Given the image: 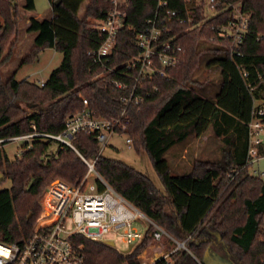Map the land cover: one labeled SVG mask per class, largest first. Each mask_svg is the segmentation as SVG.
<instances>
[{
  "label": "trees",
  "instance_id": "1",
  "mask_svg": "<svg viewBox=\"0 0 264 264\" xmlns=\"http://www.w3.org/2000/svg\"><path fill=\"white\" fill-rule=\"evenodd\" d=\"M49 1L51 18H31L27 23L26 32L35 36L21 65L34 61L44 49L59 52L62 60L43 86L17 81L14 75L6 80L0 76V139L32 132L59 134L67 116L83 109V99L104 119H116L122 112V94L107 83L106 77L99 78L104 70L88 56L100 44L88 19L96 17L98 9H106L107 2L87 0L84 16L79 18L85 0ZM228 1L240 2L249 17L243 56H231L230 42L210 29L220 22L217 18L201 30L185 32L184 27H178L181 63L169 71L168 78L151 82L150 86L158 89L151 97L126 110L124 134L132 139L135 152L147 153L163 191L123 162L99 156L94 164L95 171L117 194L173 239L183 242L188 238L185 246L190 253L177 250L168 264H204L208 255L220 260L215 264H264L260 234L264 179L243 169L252 103L264 98V86L256 81V73L264 69V0ZM154 7L153 0H130L128 24L117 36L110 66L135 52V29ZM169 7L180 9L182 2L171 0ZM24 9L32 11L33 0H25ZM0 17L1 67L12 56L18 34L14 0H0ZM209 53L216 57L209 65L219 67L217 78L213 83H198L194 74L202 57ZM243 70L248 72L246 78L241 76ZM208 128L222 143L220 159L197 160L189 172L172 175L166 155ZM71 143L85 159L96 157L98 146L92 136L78 133ZM4 144L0 143V174L11 186L0 190V242L18 244L31 232L45 187L55 179L77 185L87 167L74 150L50 139L35 138L24 144L13 160L2 150ZM232 170L239 172L230 180ZM75 243L82 246L85 264H118L123 258L113 248L81 236Z\"/></svg>",
  "mask_w": 264,
  "mask_h": 264
},
{
  "label": "built area",
  "instance_id": "2",
  "mask_svg": "<svg viewBox=\"0 0 264 264\" xmlns=\"http://www.w3.org/2000/svg\"><path fill=\"white\" fill-rule=\"evenodd\" d=\"M105 1L108 7L98 9L97 16L88 19L100 40L98 47L88 52V56L104 70L99 78L106 77L107 83L122 94V112L116 119H104L90 108L87 99H83V109L67 116L59 134L32 132L0 139V143L25 141L28 145L31 143L28 141L35 138L50 139L77 153L71 139L75 134L83 133L92 136L98 146L94 159H85L77 153L87 167L79 184L71 185L55 179L45 187L38 201L40 212L29 236L18 244L0 242V264H85L82 246L75 243L76 237L81 236L114 249L112 241H103V237L110 233L120 235L127 245V250L120 253L123 258L118 264H168L170 256L177 250L190 253L185 246L188 238L183 242L175 241L161 226L117 194L95 171L94 164L102 156L109 138L114 134H124L126 110L141 105L151 97L158 90L150 86L151 82L168 78L169 71L181 63L178 27H184L185 32L201 30L209 21L217 18L220 22L210 29L230 42L231 56L242 57L241 47L248 33L249 17L242 11L240 2L181 0L182 7L172 9L169 7L171 0H153V12L141 18L135 29V52L120 64L110 66L117 36L128 24L130 0ZM241 76L246 78L248 72L243 70ZM256 81L264 86V69L256 73ZM247 136L243 169L250 176L264 179V170L259 171L254 167L264 161V98L253 100ZM125 142L129 148H133L130 137L126 136ZM238 172L232 170L230 180ZM90 177H93L92 182L88 181ZM135 221L148 223L143 235L133 229L132 223ZM260 234L264 241V218ZM165 237L176 242L177 247L166 254L147 257L144 243L148 240L159 243Z\"/></svg>",
  "mask_w": 264,
  "mask_h": 264
},
{
  "label": "rangeland",
  "instance_id": "3",
  "mask_svg": "<svg viewBox=\"0 0 264 264\" xmlns=\"http://www.w3.org/2000/svg\"><path fill=\"white\" fill-rule=\"evenodd\" d=\"M33 2L34 9L32 11H27L24 9L25 0H14V4L18 10V34L12 46V56L8 63L0 67V76L3 80L14 75L17 81L27 80L28 82L40 85V83H43L47 79L51 71L59 66L62 60V55L59 52L53 49H44L38 53V57L34 61L21 65L22 59L29 54L33 47V39L35 36L34 34L26 32L28 21L31 18L39 20L50 19L52 16V8L49 0H33ZM87 4L88 1L85 0L80 6L78 11L79 18H83ZM2 22L0 17V25H2ZM215 58L216 57L212 53L205 54L202 57L201 64L193 77L195 81L208 84L216 80L219 67L214 64L209 65L211 60ZM125 141L126 136L124 134L112 135L106 147L103 148L101 155L105 158L125 163L148 177L158 190L163 191L161 182L152 167L147 153L143 150L139 153L135 152L133 148L128 147ZM30 142L29 140L28 143ZM24 144L25 141H10L3 145L2 150L10 160H13L20 153ZM221 147V141L213 138L208 128L202 135L190 138L187 144L176 146L170 154L166 155L165 159L171 168L172 175H180L189 172L194 162L197 160H219L222 151ZM172 154H174L175 157L172 158ZM254 167L259 171L264 170V161L255 164ZM88 181L92 182L93 177H90ZM10 186V180L6 179L0 183V190L9 189ZM132 227L143 235L147 230L148 223L135 221L132 223ZM103 241H112L114 243V250L119 254L127 250V245L120 235L112 233L107 234L103 237ZM175 247H177V243L165 237L159 243L148 240L145 242L143 248L147 252V257L151 258L154 257L155 254H166ZM219 261V259L208 255L204 259V264H215L219 263Z\"/></svg>",
  "mask_w": 264,
  "mask_h": 264
},
{
  "label": "water",
  "instance_id": "4",
  "mask_svg": "<svg viewBox=\"0 0 264 264\" xmlns=\"http://www.w3.org/2000/svg\"><path fill=\"white\" fill-rule=\"evenodd\" d=\"M59 4V1H57L56 3H55V5H58ZM2 181H4V176L2 175V174H0V183L2 182ZM31 218V214H29L28 216H27V219H30ZM110 245H112L111 243H110ZM222 264H227V263H222Z\"/></svg>",
  "mask_w": 264,
  "mask_h": 264
},
{
  "label": "crops",
  "instance_id": "5",
  "mask_svg": "<svg viewBox=\"0 0 264 264\" xmlns=\"http://www.w3.org/2000/svg\"><path fill=\"white\" fill-rule=\"evenodd\" d=\"M171 157H172V158H173V157H175V156H174V154H172V156H171ZM177 160H178V159H177Z\"/></svg>",
  "mask_w": 264,
  "mask_h": 264
}]
</instances>
